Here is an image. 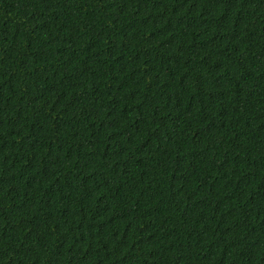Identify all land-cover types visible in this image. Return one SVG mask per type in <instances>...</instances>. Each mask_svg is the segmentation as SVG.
Returning a JSON list of instances; mask_svg holds the SVG:
<instances>
[{"label": "trees", "instance_id": "trees-1", "mask_svg": "<svg viewBox=\"0 0 264 264\" xmlns=\"http://www.w3.org/2000/svg\"><path fill=\"white\" fill-rule=\"evenodd\" d=\"M0 264H264V0H0Z\"/></svg>", "mask_w": 264, "mask_h": 264}]
</instances>
